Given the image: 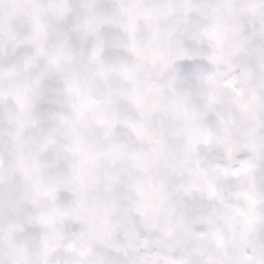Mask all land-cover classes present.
<instances>
[{
	"label": "snow or ice",
	"instance_id": "obj_1",
	"mask_svg": "<svg viewBox=\"0 0 264 264\" xmlns=\"http://www.w3.org/2000/svg\"><path fill=\"white\" fill-rule=\"evenodd\" d=\"M0 264H264V0H0Z\"/></svg>",
	"mask_w": 264,
	"mask_h": 264
}]
</instances>
